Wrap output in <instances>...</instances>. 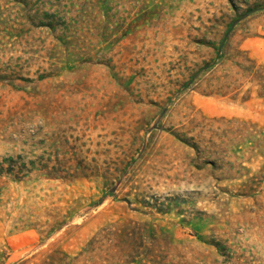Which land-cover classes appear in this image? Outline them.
<instances>
[{"label": "rangeland", "instance_id": "rangeland-1", "mask_svg": "<svg viewBox=\"0 0 264 264\" xmlns=\"http://www.w3.org/2000/svg\"><path fill=\"white\" fill-rule=\"evenodd\" d=\"M255 1L0 0V264H264Z\"/></svg>", "mask_w": 264, "mask_h": 264}, {"label": "trees", "instance_id": "trees-1", "mask_svg": "<svg viewBox=\"0 0 264 264\" xmlns=\"http://www.w3.org/2000/svg\"><path fill=\"white\" fill-rule=\"evenodd\" d=\"M245 4L246 8L243 10L242 13H240L239 18L246 17L249 14L255 12L256 10L262 8L264 9V4L263 2L260 3V0H256L255 2H252V4ZM237 20L238 19H236V21ZM233 25L234 22H230L229 24H227V30L224 32L223 36H221L217 43L212 40L208 41L207 44L214 50V54L210 60L204 62V66L200 69L201 71L210 70L211 73L216 69V67H221L228 62L230 65H233V73H236L241 77L246 78L252 84L258 85V91L259 93H262V91H264V66L258 65L256 61L248 57L244 58L243 61L241 59H238L239 56L243 57V54L240 53L241 51L239 49L235 51V49L231 46L232 37H230V35L232 33ZM215 34L217 33L215 32ZM47 257L53 260H57L56 256H53V254H50Z\"/></svg>", "mask_w": 264, "mask_h": 264}]
</instances>
